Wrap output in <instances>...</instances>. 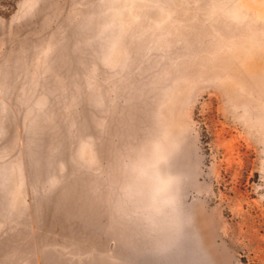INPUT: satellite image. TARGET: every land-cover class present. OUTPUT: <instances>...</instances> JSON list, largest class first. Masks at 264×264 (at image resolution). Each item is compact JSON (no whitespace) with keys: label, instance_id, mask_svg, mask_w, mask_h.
Here are the masks:
<instances>
[{"label":"rangeland","instance_id":"1","mask_svg":"<svg viewBox=\"0 0 264 264\" xmlns=\"http://www.w3.org/2000/svg\"><path fill=\"white\" fill-rule=\"evenodd\" d=\"M0 264H264V0H0Z\"/></svg>","mask_w":264,"mask_h":264}]
</instances>
